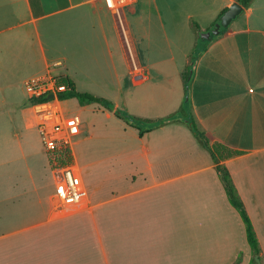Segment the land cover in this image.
<instances>
[{
	"label": "crops",
	"instance_id": "crops-1",
	"mask_svg": "<svg viewBox=\"0 0 264 264\" xmlns=\"http://www.w3.org/2000/svg\"><path fill=\"white\" fill-rule=\"evenodd\" d=\"M212 2L136 0L116 14L105 0H0V264H254L188 114L227 169L264 264V0L209 42L186 91L190 22L206 32L237 0ZM46 76L144 122L175 115L141 136L123 124L110 152L124 174L109 197L65 216L43 182L50 169L25 90Z\"/></svg>",
	"mask_w": 264,
	"mask_h": 264
},
{
	"label": "built area",
	"instance_id": "built-area-1",
	"mask_svg": "<svg viewBox=\"0 0 264 264\" xmlns=\"http://www.w3.org/2000/svg\"><path fill=\"white\" fill-rule=\"evenodd\" d=\"M135 3L136 0H105L108 9L116 14ZM66 89L56 77L47 76L30 80L25 85L37 133L45 153L49 155L48 164L55 187L52 199L59 216L78 211L88 198L80 172L73 164L70 148L72 141L83 133L81 120L77 115L67 117L58 99V95ZM50 94L52 99L47 98ZM66 151L70 154L69 161H57Z\"/></svg>",
	"mask_w": 264,
	"mask_h": 264
},
{
	"label": "rangeland",
	"instance_id": "rangeland-1",
	"mask_svg": "<svg viewBox=\"0 0 264 264\" xmlns=\"http://www.w3.org/2000/svg\"><path fill=\"white\" fill-rule=\"evenodd\" d=\"M215 4L216 0H213V10H215ZM192 22L194 21L190 23ZM190 72L192 74V66ZM96 97L108 100L104 95H96ZM187 97L186 92L185 102H187ZM60 106L67 117L77 115L81 120L82 129L84 128L83 133L72 141L70 148L73 164L80 172L88 198L109 197L110 188L115 186V179L125 172L124 161L121 164L119 163L120 166H117V158L110 151L119 145L118 140L123 139L122 126L127 121L116 118L112 112L101 105H82L76 99L63 100L60 102ZM119 109L123 112L126 111L123 107H119ZM125 130L128 134L126 127ZM39 143L41 144V141ZM40 146L43 149L42 144ZM43 152L45 155L44 149ZM45 171L47 175L43 182L54 193L55 187L52 174L48 169Z\"/></svg>",
	"mask_w": 264,
	"mask_h": 264
},
{
	"label": "trees",
	"instance_id": "trees-1",
	"mask_svg": "<svg viewBox=\"0 0 264 264\" xmlns=\"http://www.w3.org/2000/svg\"><path fill=\"white\" fill-rule=\"evenodd\" d=\"M252 1L253 0H237V3L242 8L246 9V8L250 7ZM226 10L227 9H225L223 12H221L219 14V16L213 22L212 26L208 30H206V32L211 31L214 28V25L216 23L220 22V17L222 16V14ZM191 25L197 32V43H196V46H195V48L193 50L192 56L190 58V66H188L187 72L184 75V88H185L186 91H187V87H188V84H189V81H190L191 66L196 61V59L199 57V55L202 54L203 52H205L209 42L213 38H215V36H214V37H211L208 40L201 39L199 37L200 30H199L197 24L192 22ZM227 29L228 28H220V34L218 36L222 35ZM57 81L60 84L65 85L66 88H67L65 92L60 93L58 95V99L60 101L67 100V99H76L82 105H90V104L101 105L105 109L113 112V114H114V116L116 118L124 119V120L127 121V123L130 126L136 128L138 130V132H139V136L143 135L145 132H149V131L153 130L157 126L163 125L164 123H166L168 121H172V120L175 119V115H172V116H170L168 118L161 119V120H158L156 122H149V123L148 122H144V121H142L140 119H137L135 117H132L129 114H127L126 112H123L120 109L116 108L112 102H110V101H108L106 99L99 98V97L93 96V95L88 94V93L77 92L76 89H75L74 84L71 83L68 80L57 78ZM184 119H185L184 122L187 123L189 129L191 130L193 135L198 140L200 146L206 152H208V154L210 155L211 160H212V162L214 164L215 170H216V172H217V174L219 176V179L222 182L223 187L225 189L228 201H229L230 205L238 212V214H239V216H240V218H241V220H242V222H243V224L245 226L246 241H247L248 246L250 248L251 254H252L253 258L255 256H257L259 258V260H260V263L262 264V251H261L258 239L256 237V233H255L254 228L252 226L251 220H250V218L248 217V215L246 213L244 205H243L242 201L240 200V198H239V196H238V194L236 192V189H235V187L233 185V182L231 180V177H230L227 169L219 164V161H218V158H217L216 154L210 148L207 139L203 135H201L199 133V131L196 129V127H195V125H194V123H193V121L191 119V116L188 114L187 117L184 118ZM69 159H70V154H69V152L66 151V152H64V153H62L60 155V158L57 161H60V163H65V162L69 161ZM47 160H49L48 156H47Z\"/></svg>",
	"mask_w": 264,
	"mask_h": 264
},
{
	"label": "water",
	"instance_id": "water-1",
	"mask_svg": "<svg viewBox=\"0 0 264 264\" xmlns=\"http://www.w3.org/2000/svg\"><path fill=\"white\" fill-rule=\"evenodd\" d=\"M242 13V7L238 3H234L220 17V22L214 25V28L209 32H202L199 37L208 40L211 37H216L220 34V28H228L229 25ZM48 99H52L53 95H48ZM254 264H261L257 256L254 257Z\"/></svg>",
	"mask_w": 264,
	"mask_h": 264
}]
</instances>
